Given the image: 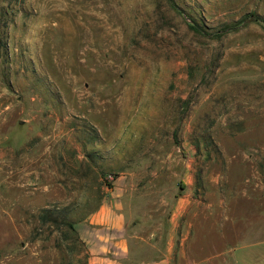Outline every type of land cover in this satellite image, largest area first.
Returning <instances> with one entry per match:
<instances>
[{"label":"rangeland","instance_id":"374dc122","mask_svg":"<svg viewBox=\"0 0 264 264\" xmlns=\"http://www.w3.org/2000/svg\"><path fill=\"white\" fill-rule=\"evenodd\" d=\"M261 21L264 0H0V264H88L110 199L126 264H264Z\"/></svg>","mask_w":264,"mask_h":264},{"label":"crops","instance_id":"0c3cea01","mask_svg":"<svg viewBox=\"0 0 264 264\" xmlns=\"http://www.w3.org/2000/svg\"><path fill=\"white\" fill-rule=\"evenodd\" d=\"M84 241L88 264H126L130 253L125 238V220L115 200H105L87 218ZM119 255L118 259L114 258ZM110 256V257H109Z\"/></svg>","mask_w":264,"mask_h":264},{"label":"trees","instance_id":"16d2710c","mask_svg":"<svg viewBox=\"0 0 264 264\" xmlns=\"http://www.w3.org/2000/svg\"><path fill=\"white\" fill-rule=\"evenodd\" d=\"M260 21V20H259ZM262 25L264 26V21H261ZM195 32H199V29L193 24L192 26H190ZM58 210L57 209H45L41 211V215H40V220L44 219V218H49V217H56L58 215ZM56 218L51 219V221H55L56 222ZM64 224V226H66L67 231L69 232V236L75 237V239L77 240V234L74 228V224L70 221L64 220V222H62Z\"/></svg>","mask_w":264,"mask_h":264}]
</instances>
